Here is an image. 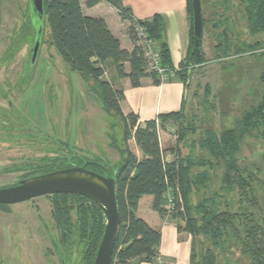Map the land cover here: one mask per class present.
Instances as JSON below:
<instances>
[{"label": "trees", "instance_id": "16d2710c", "mask_svg": "<svg viewBox=\"0 0 264 264\" xmlns=\"http://www.w3.org/2000/svg\"><path fill=\"white\" fill-rule=\"evenodd\" d=\"M100 1L86 0L85 5L90 8ZM104 1L114 7L123 19L130 21L127 32L133 42L131 52L121 48L103 19L85 15L79 0H43V20H37L42 29L40 47L47 29V42L55 57L69 72L78 75L106 113L115 111L124 122V147L116 150L119 156L117 171L113 173L105 165H90L98 168L100 174L115 179L120 226L111 264H166L158 256L160 233L137 218L135 212L139 199L148 195L152 197V209L165 217L167 193L174 198L170 219L183 221L184 228L177 226V231H184L191 237L188 264H217L216 251L225 255L233 248L246 257L248 264H264V224L254 191L258 175L257 171L253 172L246 166L241 156L244 145L255 141L261 146L259 159L264 164V71L259 75L261 94L257 102L242 106L240 112L233 116L231 125L220 131L204 130L198 139H187L196 130L192 121L187 122L185 118L186 96L178 111L160 113L140 124L136 114H122L120 103L124 95L104 78L105 63L110 61L115 76L128 79L132 88L139 87L144 78H150L155 86L162 83L158 73L148 69L142 50L136 45L135 26H140L158 53L161 67L166 69V79L173 75L185 88L190 83L194 67L202 66L206 61L202 47L200 56L194 50L191 0H186L189 46L177 69L173 68L165 37L164 16L154 14L149 19L137 20L130 9L122 5V0ZM237 2L243 8L248 36L260 35L261 39L235 47L229 28L225 26L226 19L217 21L218 24L212 25L213 29L225 23V27L215 33L217 58L228 56L233 49L239 54L264 48V0ZM223 3L227 5L226 10H235L231 0H223ZM26 6L28 11L29 4ZM201 13L204 31L207 21L202 10ZM29 31L35 35L36 28L25 31L24 36ZM261 56L264 58V52ZM28 63L30 66V59ZM126 64L128 73L125 72ZM168 123L177 126L175 145L161 149L158 132ZM129 140H133L140 151V159L129 149ZM35 142L46 150V142L38 137ZM166 152L174 159L166 161ZM67 163L68 159L45 154L23 164L26 168L23 177L65 169L69 166ZM213 181H216L217 189L210 197L196 201L194 193L209 191ZM52 202L57 227L67 225L70 234H80L85 248V264H93L104 230L105 218L101 209L93 201L76 194H57L52 197Z\"/></svg>", "mask_w": 264, "mask_h": 264}, {"label": "rangeland", "instance_id": "374dc122", "mask_svg": "<svg viewBox=\"0 0 264 264\" xmlns=\"http://www.w3.org/2000/svg\"><path fill=\"white\" fill-rule=\"evenodd\" d=\"M26 2L27 0H0V58L7 55L9 48L15 54L10 63H1L0 74L12 79L13 75L19 72L21 88H24L21 95L12 100L17 103L20 99L21 107L27 112L31 108L35 110L40 108V105H46V114L37 108L34 115L26 112L25 117L33 121L38 130L58 136L56 139L59 141L72 143L79 156L94 158L115 173L119 167L116 150L124 147V122L121 116L115 111L106 113L96 100L95 94L88 90L78 75L69 72L60 59L55 57L47 42V29L35 66L28 65L31 31L19 39L15 38L16 45L12 50L11 39L20 28ZM231 2L235 5V10L229 9V12L223 0H202L201 10L207 24L203 31L201 47L206 61L202 66L194 67L185 97V118L187 122L192 121L196 130L195 134L188 135L189 141L198 139L204 130L220 131L228 127L241 107L255 104L261 94L259 75L264 71V58L261 56L264 48L239 54L233 49L228 56L216 57L215 33L225 26L229 28V36L235 47L261 39L260 35L248 36L243 8L237 0ZM225 19V26L223 24L217 29L212 28L217 21L224 22ZM110 77L107 73L104 78L111 80ZM168 125V146L174 147L177 126L175 123ZM21 142L11 144L0 140V187L16 183L25 173L24 170L5 173L6 166L18 165L23 169V164L31 159H39L45 154L51 157L66 155L52 142L45 146L46 150L35 141L32 144ZM133 143V140L128 141L130 150H135ZM162 143L164 146L165 142ZM260 151L259 143L248 141L241 156L247 167L253 172L257 171L258 179L254 183V191L264 224V164L259 159ZM137 155L138 158L141 157V153ZM216 189L217 183L213 181L209 191L194 193L193 197L196 201L210 197ZM165 197L167 198V194ZM50 205L46 196L33 200L30 203L31 209L22 205H10V214L0 210V264H58L55 261L50 262L55 258L47 252L51 251L50 241L44 239L42 234L39 235L43 228L38 217L50 224ZM177 225L182 228L185 226L184 222L179 220ZM216 254L217 264H248L246 257L234 248L225 255L218 251Z\"/></svg>", "mask_w": 264, "mask_h": 264}, {"label": "crops", "instance_id": "0c3cea01", "mask_svg": "<svg viewBox=\"0 0 264 264\" xmlns=\"http://www.w3.org/2000/svg\"><path fill=\"white\" fill-rule=\"evenodd\" d=\"M82 12L91 17L101 18L106 23L112 35L118 39L122 49L131 52L133 42L128 35L131 23L123 19L118 11L101 0L96 5L88 8L86 0H79ZM122 5L130 9L134 19L146 20L154 14L164 16L166 21L165 37L170 49L173 68L177 69L179 63L184 59L189 46V22L186 11V0H122ZM129 66L125 65L128 73ZM111 76V84L114 88L121 90L124 99L120 103V110L124 116L129 113L138 116V123L156 118L160 113L178 111L181 107L185 94L183 84L171 75L159 86L152 84L150 78L141 80V85L132 88L128 79L117 78L110 61L105 63L104 75ZM71 76H73L71 74ZM104 76V77H105ZM73 78V77H72ZM75 79V78H74ZM168 124L163 130H159L158 138L160 148H170ZM165 142L162 146V142ZM135 146V144L133 143ZM137 158L140 151L135 146L132 150ZM140 156V155H139ZM141 158V157H140ZM138 158V159H140ZM174 156L165 153V160L171 161ZM135 215L145 221L151 228L160 233L159 258L166 264H188L190 254L191 237L188 233L177 231V221L170 217H162L152 209V197L145 195L139 199ZM149 264V263H141Z\"/></svg>", "mask_w": 264, "mask_h": 264}, {"label": "flooded vegetation", "instance_id": "af4514ba", "mask_svg": "<svg viewBox=\"0 0 264 264\" xmlns=\"http://www.w3.org/2000/svg\"><path fill=\"white\" fill-rule=\"evenodd\" d=\"M30 0H27V4H29ZM25 7H27L25 5ZM22 22L20 25V28L15 32L14 38L11 39V45L12 50L15 49V38L19 39V37L24 36V32L27 30H36L39 28L38 26V20L37 16L33 14L28 7V11L24 8L23 14H22ZM0 23H1V15H0ZM28 34V33H27ZM36 38L35 35L32 34L30 36V43L31 47ZM8 49V46L6 47ZM9 48L6 52L4 57L0 58V65L1 63H10L11 60L14 59L15 54L13 51ZM31 51V48L29 52ZM2 56V55H1ZM31 56V54H30ZM11 59V60H10ZM30 59V58H29ZM19 72L15 75H13V78L11 79L10 76L5 77L4 75L0 74V140L6 141L7 143L11 144H17L20 143L21 139L25 140L21 143L23 144H32L33 141L36 140V137L39 138V140L46 142L47 146L50 144V142L53 143L55 147H57L60 151L65 152L66 155H56L54 157H60L64 160L68 159L67 163L69 166L65 168H71L73 167L72 164L76 166H83L84 168L99 173L98 168H91L90 165H98L102 166L103 164L96 161L94 158H84L79 156L80 154L76 153L74 145L72 143H67L68 147L64 146L65 142L59 141L56 138H59L58 136L51 133V135L46 134L43 131L38 132V128H36L33 124V121H31L29 118L25 117L24 114L31 113L35 114V110L38 108L41 112L46 114L47 106L46 105H40V108L37 107L35 110L34 108H31L28 112L24 109V107H21L20 99H18L17 103H15L12 99H14L17 95H21L22 90L24 91V88H21V76L18 75ZM47 82V80H46ZM25 93V92H23ZM5 105V106H4ZM51 106V105H50ZM27 112V113H26ZM30 120V121H29ZM60 129V128H59ZM23 136V137H20ZM51 157V156H50ZM70 158V161H69ZM7 169L5 170V173L8 172H16L19 170H24L26 172V168L23 166V169L19 167L18 165H11L6 166ZM25 174V173H24ZM23 174V175H24ZM100 174V173H99ZM23 175L20 177V179L10 185L14 186L19 181L24 180ZM30 178V177H29ZM27 179V178H25ZM8 187V186H4ZM62 194V193H59ZM57 194L52 195H43L35 198H31L27 201L16 203V204H0V210H2V213L10 214L12 209L8 206L10 205H22L27 207L28 209H31L30 203L38 198L41 197H48L51 203V211H50V221L49 224L47 220L40 219L38 217V220L40 222V226L43 228V232H41L39 235L43 236L44 239L47 238L50 241L51 244V251H47L49 256H53L54 259L48 260L50 262L55 261L58 264H77L79 261V264H85V253H84V244L81 242L80 234L76 232L69 233L67 225H62L61 228L57 227L56 219H55V213H54V205L52 202V197ZM29 206V207H28ZM38 206L36 205V209ZM34 208V211L36 210ZM21 210V209H20ZM19 210V212H21ZM13 213V212H12ZM39 226V228H40ZM40 231V230H39ZM97 252V251H96Z\"/></svg>", "mask_w": 264, "mask_h": 264}, {"label": "water", "instance_id": "95a60500", "mask_svg": "<svg viewBox=\"0 0 264 264\" xmlns=\"http://www.w3.org/2000/svg\"><path fill=\"white\" fill-rule=\"evenodd\" d=\"M29 10L43 20V0H30ZM192 38L197 56L201 54L202 13L201 1L191 0ZM41 26L30 51V66L38 58ZM189 83L185 86L187 93ZM64 146L68 147L67 143ZM76 194L93 201L102 211L105 223L93 264H111L112 252L119 232L120 220L116 203L115 179L81 167H71L36 175L19 181L14 186L0 187V204H16L31 198L52 194Z\"/></svg>", "mask_w": 264, "mask_h": 264}, {"label": "built area", "instance_id": "2783aa9c", "mask_svg": "<svg viewBox=\"0 0 264 264\" xmlns=\"http://www.w3.org/2000/svg\"><path fill=\"white\" fill-rule=\"evenodd\" d=\"M135 36L137 39L136 45L142 50L143 57L147 62L149 70L156 71L160 77L161 82L166 80V69L160 65V59L158 53L153 49L150 40L147 38L146 33L140 26H135ZM167 204L165 209L167 211L166 218L169 217V213L174 208V198L170 193H167ZM180 202V201H179Z\"/></svg>", "mask_w": 264, "mask_h": 264}]
</instances>
